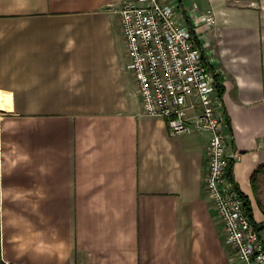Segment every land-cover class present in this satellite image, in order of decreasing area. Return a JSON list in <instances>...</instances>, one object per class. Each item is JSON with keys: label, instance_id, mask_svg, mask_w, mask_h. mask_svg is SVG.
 Here are the masks:
<instances>
[{"label": "crops", "instance_id": "1", "mask_svg": "<svg viewBox=\"0 0 264 264\" xmlns=\"http://www.w3.org/2000/svg\"><path fill=\"white\" fill-rule=\"evenodd\" d=\"M125 1L0 0V115L16 122L3 140L19 146L4 149L3 185L32 189L0 209V264H233L204 186L212 135H172L145 113L127 68ZM165 1L178 3L224 85L228 174L262 230L264 0Z\"/></svg>", "mask_w": 264, "mask_h": 264}, {"label": "built area", "instance_id": "2", "mask_svg": "<svg viewBox=\"0 0 264 264\" xmlns=\"http://www.w3.org/2000/svg\"><path fill=\"white\" fill-rule=\"evenodd\" d=\"M127 68L134 74L146 114L166 120L172 135L206 131L212 135L205 189L223 222L233 264H264V238L246 210L242 192L229 177L231 157L223 94L178 3L126 0L119 9ZM202 20L213 25L208 10ZM236 157V155H234Z\"/></svg>", "mask_w": 264, "mask_h": 264}, {"label": "clouds", "instance_id": "3", "mask_svg": "<svg viewBox=\"0 0 264 264\" xmlns=\"http://www.w3.org/2000/svg\"><path fill=\"white\" fill-rule=\"evenodd\" d=\"M75 45V41L72 39H69L65 48V51H71ZM72 69H69V72H71ZM64 76H67L68 73H64ZM82 76L80 74H75L71 76V79L69 80V87L76 84L77 81L81 80ZM16 122L11 120H5V117L3 115H0V209H2V205L5 199L11 198L12 202H15L16 200H20L25 195H32V189H27L24 192L21 191H15L13 192L11 187L8 189L5 188L3 185V176L5 175L4 170V163L3 159L9 158V153H16L18 151V145L15 144V142H5L3 140V136L5 133H8L10 135L16 134ZM5 148L9 149V153H6L4 151ZM29 159V156L25 154L18 155L16 159H11V169L8 170L7 175H12V169H14L18 163V161H27ZM39 197L41 199L44 198V194L38 193ZM12 242L16 245L18 252L23 255L26 254L28 251V246L25 243V238L23 235H15L12 237ZM58 249H65L67 247L66 242L60 241L56 246ZM40 251H44L45 249L42 247L39 249ZM48 251H51L48 249ZM65 256L61 254L59 256V259L63 260Z\"/></svg>", "mask_w": 264, "mask_h": 264}, {"label": "trees", "instance_id": "4", "mask_svg": "<svg viewBox=\"0 0 264 264\" xmlns=\"http://www.w3.org/2000/svg\"><path fill=\"white\" fill-rule=\"evenodd\" d=\"M216 78H217L218 88H219L221 94H223V93H224V85L219 81V76H218V75H216ZM232 164H233V161H231V165H232ZM262 166H264V165H262ZM262 166H261V168H258V169H257V171H256V173H255V175H254V178H253V182L255 183V184H254V185H255V188H256L257 175H258V173L260 172V170L262 169ZM230 174H231V176H232V167H231V172H230ZM242 195H243V197L245 198V206H246V210H247V212H248L252 217H254V216H253L252 204H251L250 199H249L248 196H246L245 194L242 193ZM260 230H261V229H260Z\"/></svg>", "mask_w": 264, "mask_h": 264}, {"label": "rangeland", "instance_id": "5", "mask_svg": "<svg viewBox=\"0 0 264 264\" xmlns=\"http://www.w3.org/2000/svg\"><path fill=\"white\" fill-rule=\"evenodd\" d=\"M263 179H264V176H263ZM263 185V184H262ZM261 234H262V236H263V238H264V228L261 230ZM231 259H232V257H231Z\"/></svg>", "mask_w": 264, "mask_h": 264}]
</instances>
